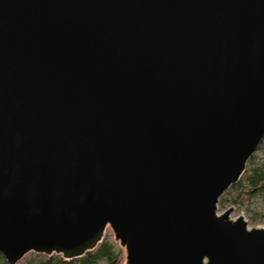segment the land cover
<instances>
[{"label": "water", "instance_id": "water-1", "mask_svg": "<svg viewBox=\"0 0 264 264\" xmlns=\"http://www.w3.org/2000/svg\"><path fill=\"white\" fill-rule=\"evenodd\" d=\"M264 141V0H0V253L264 264L220 198Z\"/></svg>", "mask_w": 264, "mask_h": 264}, {"label": "trees", "instance_id": "trees-1", "mask_svg": "<svg viewBox=\"0 0 264 264\" xmlns=\"http://www.w3.org/2000/svg\"><path fill=\"white\" fill-rule=\"evenodd\" d=\"M252 158L248 164H251ZM231 190H239L237 198L234 200L235 204H240L245 198H251L256 195L264 194V164L258 165L250 170H246L240 181L230 188ZM120 252L114 244L107 239L93 251L87 253L84 257L70 261L64 260L61 256H51L41 258L31 264H119ZM0 264H7L4 257L0 253Z\"/></svg>", "mask_w": 264, "mask_h": 264}, {"label": "rangeland", "instance_id": "rangeland-1", "mask_svg": "<svg viewBox=\"0 0 264 264\" xmlns=\"http://www.w3.org/2000/svg\"><path fill=\"white\" fill-rule=\"evenodd\" d=\"M264 164V141L259 146L256 153L252 156L251 164H247L246 170L263 165ZM239 190L229 189L221 198L218 204V211L223 212L228 208H234L232 218L237 216H243L248 222L249 227L257 228L264 227V194L256 195L251 198H245L240 204H235L234 200L237 198ZM105 239L112 242L116 249L120 252V262L119 264H124L125 261V250L120 247L119 243L114 240V233L111 228H108L105 233ZM47 256L36 254L30 252L26 254L17 264H31L41 258H46ZM102 264H106L103 262Z\"/></svg>", "mask_w": 264, "mask_h": 264}]
</instances>
